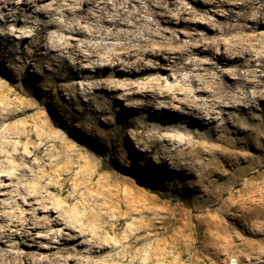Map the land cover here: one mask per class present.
<instances>
[{"label":"rangeland","instance_id":"1","mask_svg":"<svg viewBox=\"0 0 264 264\" xmlns=\"http://www.w3.org/2000/svg\"><path fill=\"white\" fill-rule=\"evenodd\" d=\"M20 1L13 0L7 11H15ZM233 2L153 0V8L145 6L135 33L142 36L144 30L153 31L162 39L144 47L152 52L138 56L139 61L131 60L129 67L117 70L116 91L94 89L105 76L114 79V73L107 68L104 76L92 78L96 66L77 62L74 51L46 56L38 46L34 55L18 52L31 50L39 38L74 37L64 31L74 14L64 8L82 6L79 0H31L29 18L0 20V165L26 167L28 174L39 179L21 184L3 179L0 231L11 234V229L19 227L17 222L26 226L30 235L24 249L41 260L40 264H218L215 258H224L226 250L220 248L214 255L215 248L227 244L235 253L220 264H264V242L258 243L262 236L251 234L258 221L264 222V150L248 151L251 160L244 169L209 185L192 174L179 175L169 164L159 166L162 154L150 140L175 133L191 138L186 144L191 150L195 138L185 136L184 130L161 129L156 120H147L146 114L130 107L140 99L137 95L126 96L149 88L150 81L161 80L164 87L180 85L173 72L164 68L167 62L159 61V67H154L153 52L160 47L175 49L202 35L203 43L222 50L235 34L219 31L231 22L228 10ZM39 20L56 24L24 41L23 35L38 29ZM261 32L264 30L254 33V49L264 50ZM168 36L177 43H167ZM231 68L225 66L224 70ZM254 108L250 116L259 120L262 116L264 127V112L260 113L264 103L257 101ZM234 114L244 121L245 115ZM248 127L256 128L255 124ZM260 143L264 147V136ZM131 159L139 163L138 168L131 167ZM165 171L171 175L162 174ZM170 184L175 186L170 188ZM180 185L187 188L180 190ZM5 189L18 192L15 205L7 203ZM22 202L35 204L29 208L20 206ZM85 207L88 216L83 214ZM48 213L59 221L49 224ZM100 223L103 232L94 234ZM49 232L56 236L68 233L59 242H51ZM135 234L141 241L121 252L118 242ZM9 238L10 243L17 241L15 235ZM92 238L112 248L87 255V242ZM43 245L53 247L49 251Z\"/></svg>","mask_w":264,"mask_h":264},{"label":"bare ground","instance_id":"2","mask_svg":"<svg viewBox=\"0 0 264 264\" xmlns=\"http://www.w3.org/2000/svg\"><path fill=\"white\" fill-rule=\"evenodd\" d=\"M79 2L82 5L80 7L64 8L74 14L70 25L66 26L64 31L74 37L61 40L51 38L47 41L39 38L31 50H18V52L25 55L29 51L34 55L38 46L46 56L55 55L56 52L67 49L74 51L77 62H89L96 66L91 75L92 78L104 76L102 72L107 68L114 73V79L107 75L101 82L94 84V89L107 88L116 91L119 87L117 85L119 81L115 80L119 74L117 70L120 67H129L131 60L139 61L138 56L152 52L150 49L146 51L144 47L150 46L153 40L159 43L162 39L160 33L161 37L153 31L144 30L142 36H146L145 38L135 33L144 7L149 9L152 6L153 8L155 4L153 0L143 2L139 0H79ZM12 3L13 0H0L2 23L24 16L29 18L28 8L32 5L31 0H21L16 4V10L9 13L7 9ZM228 12L231 22L220 27L219 31L221 34L231 32L235 34L227 39L222 50L215 51L214 47L203 43L204 36L200 35L191 44H180L175 49L160 47L158 51L153 52L154 67H159V61L167 62L164 68L173 72L180 85L164 87L161 80H156L149 82V88L126 93L129 98L133 95L140 98L138 101H132L130 107L146 114L147 120H156L158 127L163 130H184L185 136L191 135L192 139L195 138V145L191 150H187L186 146L188 142H191V138L186 139L175 133L161 134V139L150 140V143H154L162 154L158 162L159 166L163 168L169 164L168 168L176 171L177 174H192L198 181L207 185L233 176L239 169H244L251 160L248 151L260 153L264 150L260 143L264 136L262 116L260 120L250 116L257 101L264 103V50L254 49L256 43L253 42L256 39L254 33L264 30V0H234ZM37 23L38 29L31 35H23L24 41L44 32L46 27L56 24L51 20H39ZM259 34L263 36L264 32ZM78 41L81 43H77ZM171 42L175 40L172 36L170 38L168 36L167 43ZM198 55H205L208 58L203 61L197 57ZM55 60V58L52 59L53 62ZM225 66L232 68L224 70ZM144 69L148 67L145 66ZM127 70L131 71V68ZM182 71L185 72L182 73ZM263 112L264 110L260 109V113L263 114ZM234 113L245 115L244 121H239ZM248 124H255L256 128L251 129ZM260 133H263V136ZM168 145L173 148H167ZM149 148L153 146L150 144ZM142 155L147 156L145 151H142ZM130 165L135 169L138 168L139 163L131 159ZM223 169H228L229 172L223 174L220 172ZM27 171L29 169L26 167L0 165L2 179L0 190L6 186L3 179L15 180L21 184L34 177L39 182L36 175L28 174ZM162 174L171 175L168 171ZM173 186L175 185L170 184L168 187ZM185 188H187L186 185L179 186L180 190ZM5 190L3 194L8 195L7 203L10 206L15 205L18 192L15 189ZM23 204L32 208L35 202H22L20 206ZM83 214L90 215L88 207L84 208ZM47 219L49 224H56L59 221L57 216L49 213ZM16 225L19 227L11 229V234L17 238V241L13 243H10L12 241L9 238L10 233L0 231V264H40L41 260L33 258L29 254L30 251L24 249L25 241L30 235L26 226L18 222ZM103 228V223H100L93 229V233L103 232ZM67 233L61 232L56 236L53 235L54 232H49L47 238L51 242H59L63 234ZM251 234L261 235L262 238L258 243L264 242V222L258 221ZM53 236L56 238H52ZM69 240H71L70 237L65 238L66 242ZM231 240L233 239L228 241ZM140 241L139 234H135L128 240H120L118 246L121 247V252H125ZM87 243L90 245L85 251L87 255L101 254L112 248V245L98 242L94 238ZM8 247L9 250L6 249ZM43 247L50 251L53 246L43 245ZM220 248L226 250L222 259L217 255ZM69 253L74 254L73 250H69ZM234 253L235 249L227 244L215 248L213 254L217 255L216 263L220 264L225 263Z\"/></svg>","mask_w":264,"mask_h":264}]
</instances>
